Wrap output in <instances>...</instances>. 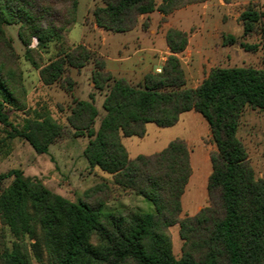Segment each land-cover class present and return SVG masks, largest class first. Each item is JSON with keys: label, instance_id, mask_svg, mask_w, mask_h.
Wrapping results in <instances>:
<instances>
[{"label": "trees", "instance_id": "16d2710c", "mask_svg": "<svg viewBox=\"0 0 264 264\" xmlns=\"http://www.w3.org/2000/svg\"><path fill=\"white\" fill-rule=\"evenodd\" d=\"M205 0H100L92 10L94 23L110 32L132 30L140 15L157 11L160 20L174 9ZM231 0H224L229 2ZM78 0H0V124L11 129L7 139L20 137L37 153L66 132L46 108L28 109L17 54L3 25L17 24L24 56L38 69L44 85L59 80L67 67L92 63V83L105 91L104 114L98 115L94 93L73 101L66 123L74 136L88 138L82 154L88 165L110 174L114 184L132 190L153 204V210L129 207L103 210L110 199L105 183L86 189L76 202L49 190L37 177L20 169L0 191V221L14 240L0 249V264H264V178H255L247 152L237 137L245 106L264 110V67L213 66L195 87H187L177 53L187 33L168 28L169 54L158 72H147L137 84L115 78L104 61L79 43L41 65L39 48L60 42L76 22ZM264 9L249 3L239 14L242 36L263 33ZM147 22H143L146 27ZM36 40V47L31 46ZM237 38L223 35V44ZM245 51L255 43L239 42ZM6 107L25 113L20 128ZM194 110L207 122L214 149L209 151L207 203L181 217V195L191 174L184 139L175 138L160 151L129 158L123 137L145 134L146 123L167 127L182 112ZM178 224L181 255L172 253L169 227Z\"/></svg>", "mask_w": 264, "mask_h": 264}, {"label": "rangeland", "instance_id": "374dc122", "mask_svg": "<svg viewBox=\"0 0 264 264\" xmlns=\"http://www.w3.org/2000/svg\"><path fill=\"white\" fill-rule=\"evenodd\" d=\"M262 3L264 4V2ZM98 4H100V0H78L76 22L66 32L63 41L51 42L45 47L39 48L41 65L55 59L62 50L79 41L81 36L80 21L83 20L84 24L91 28L92 10ZM236 12L237 10L233 11L234 16L232 15V20L229 21L230 30L235 33L239 32L238 19L234 18ZM180 13L183 12L175 13L171 19L175 18L176 20ZM222 16L227 17L224 12L217 10L211 18L213 23L209 29L212 35L209 44L211 50L208 58L209 63H212L213 66L222 67H264V32L261 34L255 32L248 36H242V33H239L236 42L225 45L223 41L221 42V37L229 33L226 32L229 29L222 30V27L214 23L216 18L220 19ZM156 22H159V19ZM196 22L197 19L194 16L186 13L176 24L189 27ZM262 28L264 30V18H262ZM3 29L18 57L17 62L21 69L22 83L26 91V107L28 109L46 108L53 118L64 125L66 132L48 146V152L37 153L26 140L20 137H15L12 140L7 139L6 133L11 128L0 124V174L10 169H20L25 176L37 177L49 190L71 202H76L86 189L99 183H105L110 189V199L103 205V210L117 207H129L144 211L153 210V204L150 201L136 195L128 188L114 184L110 174L97 167L91 168L82 154L88 138L85 135L74 136L73 130L66 123V115L73 101L88 99L91 92L94 93V105L98 111L94 128H97L99 120L104 114L101 104L105 91L95 90L93 83L90 86L92 72L89 71L88 64L80 69L67 67L57 82L44 85L39 78L38 69L34 68L24 56V46L17 36L18 25L5 24ZM194 29L195 26L191 31ZM107 33L112 36L115 42L114 46L117 48L120 47L122 41L131 39L134 34L131 31H109ZM241 41L255 43L258 48L255 51H245L239 45ZM31 46L36 47L35 39L32 40ZM158 46H160L159 43L156 47ZM151 47V45H145V49H147L145 53H148ZM145 53H138L133 58H138L139 55ZM89 64L92 65V63ZM131 83L137 84V81L134 79L131 80ZM6 112L14 127L20 128L25 113L21 110H13L10 107H6ZM207 129H209L207 122L202 115L194 110H188L182 112L178 121L171 126L160 127L154 123H146V132L142 137H123L122 143L129 158H133L138 154L158 152L175 138L189 140V146L197 144V147L202 149L201 144H199L200 137H202L201 140L205 147L209 142L212 143L211 136L207 138V132L205 133ZM237 137L247 152V159L253 169L255 178H264V110L245 106L239 117ZM208 167H210L209 161ZM11 179L12 177H8L0 181V191L10 183ZM206 195V188L203 185L200 193L195 195L193 205H205ZM190 197V188H186L182 197V216H185V213L192 215L195 212L190 207ZM169 234L172 253L176 258H179L182 239L179 235L178 224L169 227ZM13 240L14 238L7 226L0 221V249L3 247L10 248ZM29 253L36 264L33 251L30 248Z\"/></svg>", "mask_w": 264, "mask_h": 264}, {"label": "crops", "instance_id": "0c3cea01", "mask_svg": "<svg viewBox=\"0 0 264 264\" xmlns=\"http://www.w3.org/2000/svg\"><path fill=\"white\" fill-rule=\"evenodd\" d=\"M156 1L159 2L160 0ZM262 2H264V0H231L229 2H224V0H205L203 2L191 3L181 8L174 9L164 16L165 19L163 21L160 20L161 14L157 11L140 15L136 26L130 30L134 32L132 38L122 41L118 48L114 46L115 42L112 36L107 33L109 31L98 27L93 19L91 28H88L83 20H81L80 39L77 43L71 44V46L79 43L86 45L91 51L95 52L103 59L104 70L109 71L113 77H123L129 82L135 79L138 83L145 73L155 72L156 69H161L166 56L169 54V49L165 43V32L168 28H177L187 33V44L181 52L177 53V56L184 70L186 86L193 88L206 77L209 70L213 67L212 63L208 61L209 53L211 52L209 44L212 38L209 29L212 27L213 22L211 18L213 14L217 10L224 12L227 17L222 16L220 19L216 18L214 21L215 25L222 27V30L229 29V31H226L229 32L227 34L237 37V34L243 31L241 22L238 19L240 12L249 3H256L264 9V4ZM235 10H237V12L234 18L238 19L239 26V32L236 33L230 30L231 25L229 23V21L232 20L231 16H234L233 11ZM177 12L183 13L178 14L176 20L175 18L171 19ZM186 13L188 15L190 14V16H194L197 22L189 27L177 25L176 23L180 21L181 17ZM158 19L160 23L156 22ZM144 21L147 22L146 27L143 26ZM193 26H195V29L191 31ZM222 41L223 37H221V42ZM158 43L160 46L156 47ZM145 45L152 46L149 48L148 53H145L147 52ZM141 52L145 54L139 55L138 58H133L136 54ZM88 66L89 71L92 72L93 66L90 64H88ZM91 85L92 82H90V86ZM205 133L207 134V138H210V130L207 129ZM201 138L202 137H200L199 144H201L202 149L201 147H197V144H195V146H189V140H185L189 151L191 174L181 195V211L183 209L182 197L186 188H190L191 192V209L197 212L204 206L200 204L193 205L194 197L196 194L198 195L200 193L203 185L206 188L207 178L211 172V164L210 167H208V161L210 162L209 151L213 150L214 147L210 142L207 144V147H205ZM184 215L186 216L188 214L185 213ZM180 216L183 217L182 214Z\"/></svg>", "mask_w": 264, "mask_h": 264}, {"label": "built area", "instance_id": "2783aa9c", "mask_svg": "<svg viewBox=\"0 0 264 264\" xmlns=\"http://www.w3.org/2000/svg\"><path fill=\"white\" fill-rule=\"evenodd\" d=\"M160 71V69H156V72Z\"/></svg>", "mask_w": 264, "mask_h": 264}]
</instances>
